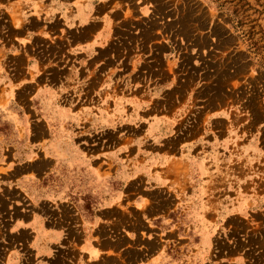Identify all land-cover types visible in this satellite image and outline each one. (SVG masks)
<instances>
[{
    "label": "rangeland",
    "instance_id": "374dc122",
    "mask_svg": "<svg viewBox=\"0 0 264 264\" xmlns=\"http://www.w3.org/2000/svg\"><path fill=\"white\" fill-rule=\"evenodd\" d=\"M65 1L0 0L2 167L25 124L51 120L63 137L60 114L47 110L86 95L110 109L107 130L94 131L115 154L112 171L164 159L172 182L146 198L166 207L111 210L102 229L113 239L121 229L140 234L145 247L162 238L175 264H192V254L203 264L207 236L225 264L239 250L252 256V186L264 180V0H130L129 12L114 15L111 41L88 55L74 53L72 43L93 36L72 31L86 21L58 11ZM81 71L92 73L90 86L73 80Z\"/></svg>",
    "mask_w": 264,
    "mask_h": 264
},
{
    "label": "crops",
    "instance_id": "0c3cea01",
    "mask_svg": "<svg viewBox=\"0 0 264 264\" xmlns=\"http://www.w3.org/2000/svg\"><path fill=\"white\" fill-rule=\"evenodd\" d=\"M129 1L69 0L60 4L58 11L77 12L86 21L73 28L75 34L89 32L93 36L90 41L72 43L74 53L88 55L110 42L117 31L114 15L129 12L128 7L133 5ZM135 5L138 12L147 11L148 7L138 6V2ZM81 59H77V68L84 66ZM85 71L74 73L73 80L89 83L93 75ZM85 87L79 86L81 90ZM46 91L37 89L34 94L42 96ZM78 96L67 105L58 98L47 110L49 118L60 114L63 137L54 131L58 126L53 121L38 119L25 124L24 136L10 140L8 162L4 167L0 164V264H175L162 238L145 247L140 234L135 240L121 229L113 239L109 234L112 230L102 229L111 210L166 207V200L149 203L146 198L152 191L162 193L172 188V182L170 172L162 168L164 159L152 163L151 168L140 165L131 172L127 163L126 168L114 173L115 154L107 138L99 140L94 131L102 125L107 130L110 109L102 101L92 103L86 95ZM114 185L122 186L120 196L114 194ZM129 190L135 194L133 201ZM204 203L200 200L199 206ZM138 221L144 228L145 217ZM250 233L252 256L243 258L239 250L228 263L264 264V180L252 186ZM140 240L142 245H132ZM205 242L208 249L202 253L203 264H225V252H211L208 236ZM193 258L192 254V264Z\"/></svg>",
    "mask_w": 264,
    "mask_h": 264
}]
</instances>
